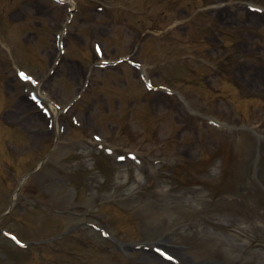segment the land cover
Wrapping results in <instances>:
<instances>
[{"label":"rangeland","instance_id":"rangeland-1","mask_svg":"<svg viewBox=\"0 0 264 264\" xmlns=\"http://www.w3.org/2000/svg\"><path fill=\"white\" fill-rule=\"evenodd\" d=\"M227 1L230 2L229 7L235 8L242 0ZM247 1L264 3V0ZM199 2L207 6L215 4L213 0H198ZM153 4L155 1L145 5ZM6 11L13 12L10 13V17L14 23L7 19ZM18 11H21L18 0H4L0 5V61L6 65V70L17 65L40 76L39 72H44L47 67L46 61L39 55V51L46 45V37L36 48H33L24 43L20 31L33 41L34 31L37 33L40 31L35 20L43 16V25L47 26L52 23L51 17L46 16L47 9L33 4V9H26L27 17L21 22L24 14ZM140 11L144 10L140 9ZM207 14L205 17L204 14L202 16L199 14L198 23L206 24L211 16ZM237 16L238 29L232 34L227 33L229 30H218V35L222 34L224 44L221 48L206 52L204 48L208 46L199 45L208 37L203 32H198V48L201 49L198 51V58L204 54L203 56L207 58L204 60L207 62L208 59L221 62L224 58V50L228 49L227 59L231 58V62L234 63L233 69L228 71V74L223 69L219 73L218 68L206 66L199 59L197 64L193 57L185 59L173 56L169 60L172 62L185 59L182 62L176 61L178 70L185 73V76L170 80L171 86L183 91L182 97L185 100L178 96L165 99L157 94L151 99V93L146 92L141 81L136 80L135 69L123 63L109 65L100 70L99 73L104 75L101 80L102 87L87 91L88 94L83 95L78 101L80 104L75 105L78 108L88 106L89 109L81 114L82 117L77 110L71 109L68 112V115L76 114L82 121L84 126L82 131L85 134H88L85 128L91 123L92 118L103 120L97 123L95 120L92 124L105 136L112 126V129L122 126L126 131L134 126L136 136L131 137L129 143L139 147L141 153H146L148 148L153 149L150 147H154L153 136L155 137L156 133L154 129L158 130L165 125L162 134L165 144L160 149L153 150L155 154L191 152L195 154V161H187L186 158L180 157V160L171 165L160 162L150 164L143 158L145 166L138 179L142 188L134 189L133 186L140 184L132 183L137 173V163L134 160L127 159L122 164H116L114 162L117 161L108 159L110 167L100 172L98 171L107 164L105 159L98 161L100 162L97 166L98 171L94 167L97 161L95 165L89 163L76 167L72 161L85 152H90V149L82 141L72 138L69 140V146H63L56 155L48 159L37 175L28 182L15 204V211L0 225L9 230H17L24 236L35 235L30 232L34 233L36 230L40 232L36 235L53 232L55 228L49 224L42 225L39 229L34 227L32 229L31 224H28L24 217L33 220L36 216L43 220L54 216L53 198L59 197L62 202L63 199L64 203L67 202V204L63 203V208L66 207L65 205L73 206L78 215L89 217V221H92L93 215L88 213H96L93 209L94 204L91 205V209L88 206L78 209L81 203H85L80 199L86 200L88 195L92 198L95 192H104L107 198L115 201V205L103 206L101 209L103 213L100 216L121 242L160 240L163 247L179 258L180 264H222L221 262L227 261L225 246L231 244L243 255L239 260H228L230 264H264V142L259 141L255 135L256 133L264 137V16L257 12L248 14L244 11H239ZM202 17L204 18L200 20ZM231 18L235 19L231 16V21ZM230 20H225L224 23L227 24ZM242 22H251L253 25L249 29ZM154 32L158 35L155 38L164 34L163 31L154 30ZM211 33V27L210 30L206 29L208 36ZM201 37L204 42L199 39ZM148 39L147 35L139 38V43H145L138 44L135 54L145 64L155 62L153 81L155 85L163 84L166 80L163 70L168 60L164 61L167 57L156 48L157 42L154 43L152 40V50L147 47ZM229 40L233 41L232 47L229 46ZM124 41L125 38L122 36L118 43L105 45V52L112 53L113 58L125 54L131 48L122 45ZM158 43L160 48L162 44L164 45V39L163 42L158 41ZM50 48L54 50V47ZM112 48L113 52H111ZM178 50L184 52L180 47ZM185 51L187 54L194 53V50L187 51L186 48ZM156 61L164 62L156 63ZM185 68L188 73L183 71ZM175 70L176 68L172 69ZM223 73L225 76L222 75ZM55 77L58 80L57 87L59 90H64L63 92H66L64 97L69 99L73 94L72 85L66 84L58 74ZM231 82L239 89H236ZM10 85L15 87L8 82L7 76H0V116L5 117L4 122H0V213L7 208L9 196L21 175L42 159L35 156L41 155L42 151L34 152V156L29 154L25 158L22 155L20 157L23 158H14L13 154L2 145L1 140H8L5 135L17 134L15 137L20 144L12 142L14 147L21 149L28 144V150L34 151L39 146L33 143V140L36 138L40 140L42 136L47 135L44 121L32 107L26 108L21 105L19 111L23 112L22 109L28 112L26 117L20 118L21 129L29 137L28 143L26 135L19 133V128L14 122H8V116L17 109L18 104L15 100L19 94L16 90L12 92ZM184 101H187V104ZM167 102L171 104L178 102L180 114L184 117L188 114L186 118L191 125H184L185 122L180 121L174 109H166ZM15 115L16 113L13 116ZM206 116H210L221 126L208 122ZM61 119L59 123L68 121L67 118L61 117ZM245 126L251 127L252 131L243 130ZM97 129L93 128V132L99 133ZM73 132L68 133L67 137ZM76 136L82 137L80 133ZM118 139L120 143L126 142V134L118 133ZM193 143L196 145L190 148ZM45 147V153L48 154L55 148V142L52 146ZM24 150L18 151V154ZM96 157L100 158V155ZM241 167V170L246 171V177L245 173L238 174ZM152 168L156 170L155 173L150 171ZM126 180L128 184L124 183ZM238 180L245 181L247 186L238 185ZM116 183L119 184L117 187ZM83 186L87 188L88 194L85 193L86 189ZM37 187L44 191L43 196L39 190H36ZM114 189L116 192L112 194ZM44 193L52 196V200H47L48 195L44 196ZM46 206H50V211ZM78 220L79 218H76L75 222ZM81 232L75 237L74 246L70 248L74 264H126L124 257L121 261V258L118 259L114 254L115 246L108 240H93L94 244H90L87 248L82 247L77 242L85 240L87 233L92 232V229L86 228ZM240 232L243 235L239 234ZM100 245L101 248H105L104 250H109V253H102L99 249ZM13 246L15 247L0 233V253L7 252L14 258L16 264L21 262V257L19 251H12ZM142 249L125 246L123 251L125 255H130L129 262L133 264L148 262L172 264L147 255Z\"/></svg>","mask_w":264,"mask_h":264},{"label":"bare ground","instance_id":"bare-ground-1","mask_svg":"<svg viewBox=\"0 0 264 264\" xmlns=\"http://www.w3.org/2000/svg\"><path fill=\"white\" fill-rule=\"evenodd\" d=\"M155 144H159L161 142V139L159 136H156L155 140H154ZM190 148H193L194 145H191L189 146ZM179 155L183 156V157H186L187 159H192L193 158V154L190 152V153H187V154H180ZM241 234H243L242 232H240ZM228 253L230 254V256H232L233 258H237V257H240L241 254L237 253L236 250L232 249V248H229L228 249Z\"/></svg>","mask_w":264,"mask_h":264}]
</instances>
